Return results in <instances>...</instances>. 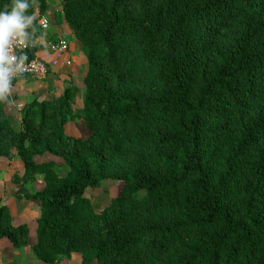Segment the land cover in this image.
<instances>
[{
  "label": "trees",
  "instance_id": "obj_1",
  "mask_svg": "<svg viewBox=\"0 0 264 264\" xmlns=\"http://www.w3.org/2000/svg\"><path fill=\"white\" fill-rule=\"evenodd\" d=\"M63 17L87 59L83 109L69 87L29 104L16 131L0 99V156L15 149L24 179L44 183L28 197L36 260L264 264V0H63ZM70 119L87 139L66 136ZM46 154L64 176L36 162ZM106 180L122 187L98 210L86 195ZM29 236L1 207L0 239L23 252Z\"/></svg>",
  "mask_w": 264,
  "mask_h": 264
},
{
  "label": "rangeland",
  "instance_id": "obj_2",
  "mask_svg": "<svg viewBox=\"0 0 264 264\" xmlns=\"http://www.w3.org/2000/svg\"><path fill=\"white\" fill-rule=\"evenodd\" d=\"M46 2L49 4V6L47 5L46 13L51 11L53 13L52 16L56 15L58 17L61 15L63 17V0H46ZM36 30H39V28L36 27ZM81 54L83 58L85 57L86 59L82 48ZM85 59H83V62H87V59ZM86 62L81 70L82 74L79 77V81L71 86L79 89L76 99L72 103V109L74 111L83 108L85 96L84 78L88 71ZM22 81L24 80L13 82V84L18 87L11 88L7 97L3 99L5 113L9 117L11 126L16 131L21 129V122L28 105L35 101H44L45 96L43 93L47 92L43 86L45 81H26L21 85ZM142 85L143 77L134 82L128 81L126 88L129 92H135ZM42 86L43 89H41ZM58 98L54 99V101ZM64 130L66 136L71 138L85 140L89 136V132L83 121L79 120L70 119L69 124ZM8 154L9 156L7 157L0 156V208L6 207L10 213L12 223L14 225H27L32 230V234L29 236L28 247L24 249L23 252H20V250L15 248L13 252L12 250H8L6 246L2 245V249L4 250L2 251L3 253L1 252L3 257L0 258V264H41L36 260L32 253V247L37 241L36 215H40V207L38 204L30 201L28 197L41 191L44 187V183L40 177L35 182H30L24 179V167L16 150L9 148ZM36 162H55L60 166L59 171L62 176L67 173L65 161L54 155L46 154L42 158H37ZM121 187L122 185L116 181L106 180L102 183L100 189H89L86 197L92 201L96 209H103L110 204L112 199L119 195ZM7 243L10 244L11 242L7 240ZM58 264H81V256L79 254H74L70 259H62ZM93 264L98 263L94 262Z\"/></svg>",
  "mask_w": 264,
  "mask_h": 264
},
{
  "label": "built area",
  "instance_id": "obj_3",
  "mask_svg": "<svg viewBox=\"0 0 264 264\" xmlns=\"http://www.w3.org/2000/svg\"><path fill=\"white\" fill-rule=\"evenodd\" d=\"M39 28V36L33 41V45H37L38 51L32 58L29 57L28 51L33 45H30L29 38H31V31ZM51 30L50 20L48 16L41 15L39 9H36L34 20L31 26L26 30L29 36L26 38H13L9 45V54L15 57H24L23 63L20 68H15L12 73V83L25 78H30L34 81H46L50 75L51 70L61 64L71 66L72 62L66 59V55L70 50V43L64 37H59L53 40L46 35ZM45 54V56H42ZM50 57L51 60L47 61Z\"/></svg>",
  "mask_w": 264,
  "mask_h": 264
},
{
  "label": "crops",
  "instance_id": "obj_4",
  "mask_svg": "<svg viewBox=\"0 0 264 264\" xmlns=\"http://www.w3.org/2000/svg\"><path fill=\"white\" fill-rule=\"evenodd\" d=\"M47 5L49 6L48 3ZM62 13H63V9H62ZM52 15L53 13L51 11H48L46 13V16H48L51 22V30L46 35V37H49L53 40H56L59 37L66 38L70 43V50L65 58L73 62V64H72V67L71 66L66 67L61 62V64L58 63L57 66H55V68L51 70L48 79L43 83V86L47 90V92L43 93V95L45 96L44 101H52L58 98L64 92L65 89L73 86V84H76L79 81V77L82 74L81 70L83 69L84 63L86 62V61L83 62V59H85V57L83 58L81 54V46L79 42L76 41V39L74 38V35L69 29L65 19L63 20L64 17H62L61 15L58 17L56 15L55 16H52ZM42 56H45V54H43ZM50 60L51 58L48 57L47 61H50ZM22 80L24 81H22L21 85L24 84L23 82H26V81H34L30 78H25ZM43 86L41 89H43ZM17 87L18 86L14 85L13 83L11 84V88H17ZM40 178L43 182L42 177ZM39 217L40 215H36V223ZM17 225H20V224H17ZM31 234H32V230L30 229V235ZM10 244L7 243V239H0V258L3 257V255H1V252L4 250L2 249V245L6 246L8 250H12L14 252L15 249L13 245L12 244L10 245Z\"/></svg>",
  "mask_w": 264,
  "mask_h": 264
},
{
  "label": "clouds",
  "instance_id": "obj_5",
  "mask_svg": "<svg viewBox=\"0 0 264 264\" xmlns=\"http://www.w3.org/2000/svg\"><path fill=\"white\" fill-rule=\"evenodd\" d=\"M29 0H12L11 8L0 11V99L11 91L12 73L20 68L24 57L13 58L9 54V45L13 38H26V31L32 25L34 16L27 14Z\"/></svg>",
  "mask_w": 264,
  "mask_h": 264
}]
</instances>
